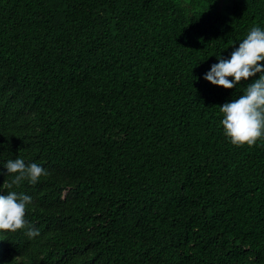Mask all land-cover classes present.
<instances>
[{
	"label": "trees",
	"instance_id": "16d2710c",
	"mask_svg": "<svg viewBox=\"0 0 264 264\" xmlns=\"http://www.w3.org/2000/svg\"><path fill=\"white\" fill-rule=\"evenodd\" d=\"M256 24L264 0H0V162L48 169L0 264H264V137L219 123L254 77L203 76Z\"/></svg>",
	"mask_w": 264,
	"mask_h": 264
},
{
	"label": "clouds",
	"instance_id": "9594fccd",
	"mask_svg": "<svg viewBox=\"0 0 264 264\" xmlns=\"http://www.w3.org/2000/svg\"><path fill=\"white\" fill-rule=\"evenodd\" d=\"M216 56L217 61L203 73L204 78L212 83L233 88L242 78L254 77L242 94L226 100L219 108L222 114L219 123L231 143L254 144L258 138L264 137V63H260L264 61V26L253 25L228 56L221 51ZM0 164L6 169V176H10L0 184V230L26 228L28 235L34 237L40 229L30 225L25 215L33 197L17 191L14 186L18 187L24 181L35 184L41 176L48 175V169L18 155Z\"/></svg>",
	"mask_w": 264,
	"mask_h": 264
}]
</instances>
